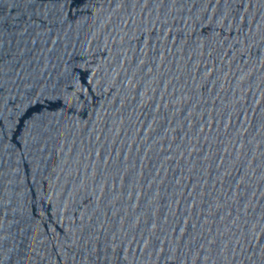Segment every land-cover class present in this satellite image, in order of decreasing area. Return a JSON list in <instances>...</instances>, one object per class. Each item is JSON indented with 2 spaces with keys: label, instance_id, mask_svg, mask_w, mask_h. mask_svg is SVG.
<instances>
[{
  "label": "water",
  "instance_id": "95a60500",
  "mask_svg": "<svg viewBox=\"0 0 264 264\" xmlns=\"http://www.w3.org/2000/svg\"><path fill=\"white\" fill-rule=\"evenodd\" d=\"M0 264H264V0H0Z\"/></svg>",
  "mask_w": 264,
  "mask_h": 264
}]
</instances>
